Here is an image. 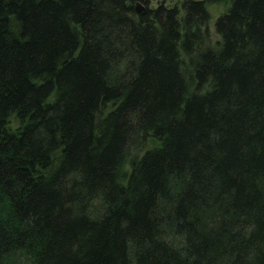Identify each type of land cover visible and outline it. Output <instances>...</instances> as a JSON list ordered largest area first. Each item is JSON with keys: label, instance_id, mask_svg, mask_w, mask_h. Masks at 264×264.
Segmentation results:
<instances>
[{"label": "trees", "instance_id": "obj_1", "mask_svg": "<svg viewBox=\"0 0 264 264\" xmlns=\"http://www.w3.org/2000/svg\"><path fill=\"white\" fill-rule=\"evenodd\" d=\"M0 264H264V0H0Z\"/></svg>", "mask_w": 264, "mask_h": 264}, {"label": "rangeland", "instance_id": "obj_2", "mask_svg": "<svg viewBox=\"0 0 264 264\" xmlns=\"http://www.w3.org/2000/svg\"><path fill=\"white\" fill-rule=\"evenodd\" d=\"M218 10L219 9L217 7H211V9H210L211 13L213 12L214 15H216L219 12ZM209 29H210L211 34L213 36H215V30H214V26H213V21H211Z\"/></svg>", "mask_w": 264, "mask_h": 264}, {"label": "water", "instance_id": "obj_3", "mask_svg": "<svg viewBox=\"0 0 264 264\" xmlns=\"http://www.w3.org/2000/svg\"><path fill=\"white\" fill-rule=\"evenodd\" d=\"M141 8H142V7H141V5H140V4H138V10H141Z\"/></svg>", "mask_w": 264, "mask_h": 264}]
</instances>
